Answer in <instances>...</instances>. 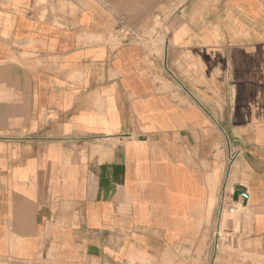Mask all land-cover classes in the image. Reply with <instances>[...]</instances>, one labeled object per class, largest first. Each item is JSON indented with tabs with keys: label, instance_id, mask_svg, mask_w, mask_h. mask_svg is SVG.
<instances>
[{
	"label": "crops",
	"instance_id": "obj_1",
	"mask_svg": "<svg viewBox=\"0 0 264 264\" xmlns=\"http://www.w3.org/2000/svg\"><path fill=\"white\" fill-rule=\"evenodd\" d=\"M224 194L264 255V0H0V264H179Z\"/></svg>",
	"mask_w": 264,
	"mask_h": 264
},
{
	"label": "rangeland",
	"instance_id": "obj_2",
	"mask_svg": "<svg viewBox=\"0 0 264 264\" xmlns=\"http://www.w3.org/2000/svg\"><path fill=\"white\" fill-rule=\"evenodd\" d=\"M44 1V0H43ZM236 206V211L234 213H230L228 210V206ZM226 205V209L224 211V216L221 221V226L217 227L212 233L211 246L207 248L205 246L191 247V248H183L179 254L181 256V260L179 264H204V257L212 256L211 263L221 264L223 258H236L237 261H240L238 264H248L250 260H253L254 264H261V259H263L262 254H260L257 250L254 249V253L250 252L245 246V242L243 239V234H245L246 227L244 225V229H241L240 222L242 220V216H246V210L241 206H237L232 201H229ZM218 224V222L216 223ZM218 231L221 232V237H218ZM215 233V235H214ZM257 251V252H256ZM189 255L190 257L195 256L192 259V263H188L185 260V256Z\"/></svg>",
	"mask_w": 264,
	"mask_h": 264
},
{
	"label": "built area",
	"instance_id": "obj_3",
	"mask_svg": "<svg viewBox=\"0 0 264 264\" xmlns=\"http://www.w3.org/2000/svg\"><path fill=\"white\" fill-rule=\"evenodd\" d=\"M229 201H231V196L230 195L227 196L226 194H224L222 196V199H221L219 207H218V215H217L218 216V218H217L218 224H217V227L221 226V221H222L223 216H224V211H225L226 205L228 204ZM236 208L237 207L235 205L234 206H228V210L230 213H234L236 211ZM217 234H218V237H221V232L218 231ZM214 235H215V233H214Z\"/></svg>",
	"mask_w": 264,
	"mask_h": 264
},
{
	"label": "water",
	"instance_id": "obj_4",
	"mask_svg": "<svg viewBox=\"0 0 264 264\" xmlns=\"http://www.w3.org/2000/svg\"><path fill=\"white\" fill-rule=\"evenodd\" d=\"M241 196L244 197L243 205H246L248 201V194L243 190L240 189L235 190L233 193V200L239 201Z\"/></svg>",
	"mask_w": 264,
	"mask_h": 264
}]
</instances>
